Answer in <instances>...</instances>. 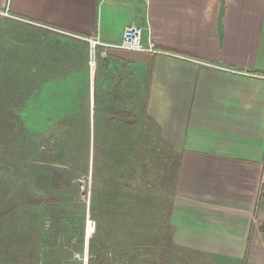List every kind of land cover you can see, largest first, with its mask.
I'll list each match as a JSON object with an SVG mask.
<instances>
[{"label": "crops", "instance_id": "1", "mask_svg": "<svg viewBox=\"0 0 264 264\" xmlns=\"http://www.w3.org/2000/svg\"><path fill=\"white\" fill-rule=\"evenodd\" d=\"M129 24L161 52L86 40L119 43ZM26 40L41 48L28 54ZM78 41L88 51L90 103L145 94L147 115L179 155L173 241L264 264V0H0V66L20 78L49 68L52 82H70Z\"/></svg>", "mask_w": 264, "mask_h": 264}, {"label": "trees", "instance_id": "2", "mask_svg": "<svg viewBox=\"0 0 264 264\" xmlns=\"http://www.w3.org/2000/svg\"><path fill=\"white\" fill-rule=\"evenodd\" d=\"M84 44H76L70 82H52L49 68L29 70L22 79L18 69L0 66L6 69L0 131L8 134L0 161L7 172L0 175V264H54L48 261L50 248L60 250V262L68 264L74 250H83L87 219L95 222V232L88 237L86 264H186L182 253L198 252L173 241L172 185L164 189L165 156L175 152L147 115L145 94L133 102L93 98L90 109ZM42 144L71 165L69 186L53 185L51 168L32 165ZM81 175L86 182L90 177L88 203L74 179ZM159 197L167 204L156 203Z\"/></svg>", "mask_w": 264, "mask_h": 264}, {"label": "rangeland", "instance_id": "3", "mask_svg": "<svg viewBox=\"0 0 264 264\" xmlns=\"http://www.w3.org/2000/svg\"><path fill=\"white\" fill-rule=\"evenodd\" d=\"M16 28H20V27L16 26ZM6 48L9 51H11L12 52L11 54L13 55L14 53H19L20 52L19 50L21 49V45H19L18 43H12L11 42ZM39 48H41V46L39 44H35V43L31 42L30 40H26L25 49H27L28 54H35L36 50L39 49ZM4 49L5 48L3 47V45L0 44V54L4 51ZM28 54H27V56L29 57L30 55H28ZM46 56H47V54L45 53V57ZM45 65H47V61L45 62ZM5 72H6V69H0V80L3 79ZM104 101H110V100H104ZM93 105H94V101L92 99V103H91V106H90V109L92 108L91 110H93ZM93 117H94V115L92 113V115H90L91 137H92V132H93V126H92ZM99 123H100L101 127L104 128L105 120L103 119V124H101L100 121H99ZM7 136H8V134H3L0 131V161H1V158L5 155L2 143H3V141L5 140V138ZM90 142H91V140H90ZM40 149H41L42 153L39 154V156L32 154V156H31L32 165L33 166L43 165V166L51 168L52 171H53V172H51V176L53 175V185L60 186V187L61 186H69V181H70V179L72 180V175L70 176L71 165L69 163H66V162L60 160L57 157V152L55 151V149L52 146H50V144H48V146L45 145V144H42ZM42 157H45V161H41V160H36L35 161V159L42 158ZM164 161H166V164L164 166L165 172L163 173V175L165 177L164 178V183L166 185L164 187V189H167L168 186L172 185L171 186V188H172L171 190L173 191L174 183H175V181L177 179V172H178V168H179V164H180L179 155H178L177 152H175L174 155H166ZM263 161H264V159H263ZM24 166L27 167L26 164ZM263 168H264V162H263ZM0 171H5V172L0 173V175H6L7 176V172H6V170H4L3 166L1 165V162H0ZM74 179H77L79 181L80 185H81V187H80L81 188V192H80L81 198L83 199V201L85 203H88V192H89L90 177L87 176V182L85 181L84 175L77 176ZM262 184H263L262 187L264 189V169H263ZM53 194L57 195L55 192ZM53 194H50V197H48V198H50L51 200H55L56 198L52 197ZM159 199H160V201H159ZM162 201H165L166 204H167V199L165 197H162V198L159 197L157 199L156 203H161ZM46 219L47 218H45V221L43 223V231H47L46 229H48V227H49L48 226L49 225V223H48L49 221L46 220ZM90 227H92V229H90ZM88 228L90 230H88ZM94 232H95V222L93 220L87 219L83 250H81V251H79V250H74V251L71 250V251H73V254H70L68 256V258H70L72 256L71 259L69 260L68 264H73V263L75 264V263H79V262H81L80 264H86L87 263V258H88V237L90 236L91 233H94ZM57 251H58L57 248H50L49 249L48 253H50V256H48V261H54V264H60L61 263L60 261H61L62 252L59 250L58 251L59 254L56 255ZM197 252L198 253L190 254L189 250H185L182 253L183 261L186 264H236V263H233V261L225 259L224 257H223L224 258L223 259L222 256L218 255V254H210L209 252L202 253V252H199V251H197ZM54 255H56L59 258L58 259L54 258ZM64 255H65V252L63 253V256ZM241 264H245V262L243 261V262H241Z\"/></svg>", "mask_w": 264, "mask_h": 264}, {"label": "built area", "instance_id": "4", "mask_svg": "<svg viewBox=\"0 0 264 264\" xmlns=\"http://www.w3.org/2000/svg\"><path fill=\"white\" fill-rule=\"evenodd\" d=\"M142 27L136 24H129L124 27L121 41L119 43H105L96 38L86 39L91 47L95 45H102L104 48H120L127 51H139L148 53H160L161 50L155 48L154 44L149 42L145 45L141 39ZM92 65L93 62L90 61ZM264 162V161H263ZM264 169V168H263ZM86 260V259H85Z\"/></svg>", "mask_w": 264, "mask_h": 264}]
</instances>
